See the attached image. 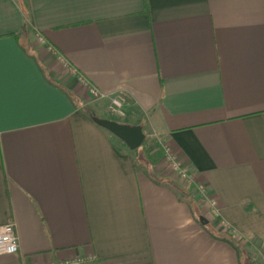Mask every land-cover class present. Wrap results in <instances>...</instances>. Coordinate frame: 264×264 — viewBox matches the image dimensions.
<instances>
[{"label": "crops", "instance_id": "1", "mask_svg": "<svg viewBox=\"0 0 264 264\" xmlns=\"http://www.w3.org/2000/svg\"><path fill=\"white\" fill-rule=\"evenodd\" d=\"M0 45V264H241L225 240L264 264V0H0ZM80 77L190 185L139 167Z\"/></svg>", "mask_w": 264, "mask_h": 264}, {"label": "built area", "instance_id": "2", "mask_svg": "<svg viewBox=\"0 0 264 264\" xmlns=\"http://www.w3.org/2000/svg\"><path fill=\"white\" fill-rule=\"evenodd\" d=\"M37 38L41 39L40 37ZM71 71L74 72L73 69H71ZM80 80L86 87L88 96L91 99V101L106 100L107 109L109 112L119 117L120 119H124L126 117L125 109L127 105V99L123 94L120 93L107 94L87 83V81L82 77H80ZM163 152L168 160V163L176 171L177 175L181 178L182 181L185 182L187 186H189L192 178L188 173V170L177 162V160L171 155L169 150L164 145H163ZM197 192L207 200L212 213L217 214L215 200L212 198L210 199L207 198L205 191L201 187L197 188ZM18 248H19L18 237L16 235L15 225L11 222L4 225H0V255L15 254L18 251ZM83 262L84 261L81 258H78L74 260H66L64 262H61L60 264H83ZM47 264H56V263L51 262Z\"/></svg>", "mask_w": 264, "mask_h": 264}, {"label": "rangeland", "instance_id": "3", "mask_svg": "<svg viewBox=\"0 0 264 264\" xmlns=\"http://www.w3.org/2000/svg\"><path fill=\"white\" fill-rule=\"evenodd\" d=\"M35 40V39H34ZM22 42L25 44V40L22 39ZM90 116L95 117L96 115L91 110H86ZM109 112V111H108ZM106 119L115 120L120 123H127V120L120 119L119 117L115 116L111 112L105 113ZM153 138L146 135L144 138L143 143L138 147V156L137 164L139 167L142 166H148L151 165L150 163H153L152 166H154L156 170V174H159L160 176H168L171 177L174 180L181 178L177 175L176 171L172 168V166L168 163V160L163 152V146L161 142H156L154 145V141H152ZM254 251V248L251 249ZM253 252L250 254L252 256ZM250 261L254 263V260ZM251 263V264H252Z\"/></svg>", "mask_w": 264, "mask_h": 264}, {"label": "water", "instance_id": "4", "mask_svg": "<svg viewBox=\"0 0 264 264\" xmlns=\"http://www.w3.org/2000/svg\"><path fill=\"white\" fill-rule=\"evenodd\" d=\"M94 120L121 139L130 150H135L144 141L145 134L140 125H129L100 117H95ZM200 222L205 224L207 221L204 218H200Z\"/></svg>", "mask_w": 264, "mask_h": 264}, {"label": "trees", "instance_id": "5", "mask_svg": "<svg viewBox=\"0 0 264 264\" xmlns=\"http://www.w3.org/2000/svg\"><path fill=\"white\" fill-rule=\"evenodd\" d=\"M133 152H134V154H135V158H136V161H137V159L139 158V156H138V148H136L135 150H132ZM151 165L153 164V163H150ZM199 223L203 226V227H205V225L204 224H202L200 221H199ZM216 238H218V237H216ZM224 240V239H223ZM225 241H228V243L232 246V248L235 250V252L238 254V256L240 255H242V259L240 260V262H241V264H251L252 262L250 261V256L247 254V250L245 251V249H244V247H241V246H239V245H237L236 243H234L233 241H230V240H225ZM239 253H241V254H239ZM246 253V254H245ZM243 254H245V255H247V257H245V259L243 258L244 257V255ZM240 256H239V258H240ZM248 261V262H247ZM253 264V263H252Z\"/></svg>", "mask_w": 264, "mask_h": 264}, {"label": "snow or ice", "instance_id": "6", "mask_svg": "<svg viewBox=\"0 0 264 264\" xmlns=\"http://www.w3.org/2000/svg\"><path fill=\"white\" fill-rule=\"evenodd\" d=\"M3 110V51L0 45V115Z\"/></svg>", "mask_w": 264, "mask_h": 264}]
</instances>
